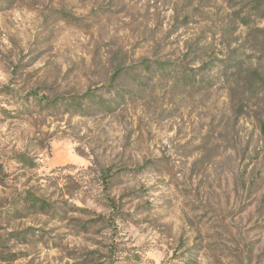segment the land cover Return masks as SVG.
I'll return each mask as SVG.
<instances>
[{"label": "rangeland", "instance_id": "374dc122", "mask_svg": "<svg viewBox=\"0 0 264 264\" xmlns=\"http://www.w3.org/2000/svg\"><path fill=\"white\" fill-rule=\"evenodd\" d=\"M252 5L0 0V264H264V95L199 69Z\"/></svg>", "mask_w": 264, "mask_h": 264}, {"label": "trees", "instance_id": "16d2710c", "mask_svg": "<svg viewBox=\"0 0 264 264\" xmlns=\"http://www.w3.org/2000/svg\"><path fill=\"white\" fill-rule=\"evenodd\" d=\"M251 1L253 2V8L250 12L243 14L242 11H234L233 15L230 16L233 30L238 27V24L247 27L243 41L238 42L230 39V41L224 42L229 47L224 57H215L209 61H203L204 59H202L199 67V69H204L205 72L217 67L221 75L230 77V95L233 105L238 110L246 108L251 98L260 94L264 95V28L253 26V16L261 11L264 1ZM262 12L264 13V11ZM199 50L202 51V47H199ZM247 50L251 54L246 53ZM142 64H145V62H142ZM155 64L158 66L155 69L161 71H164L167 65L166 62H156ZM150 67V64H145L146 69ZM185 77L188 78L189 82H192L195 81L197 75L191 72L190 75H185ZM202 80L210 85V77L202 76ZM21 160L28 161L24 158H21ZM22 201H24L27 208L34 212L36 209L43 214H48L51 210L50 203L29 192L24 195Z\"/></svg>", "mask_w": 264, "mask_h": 264}]
</instances>
